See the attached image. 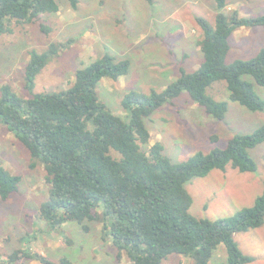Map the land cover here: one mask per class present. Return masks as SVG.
Here are the masks:
<instances>
[{
  "label": "trees",
  "instance_id": "1",
  "mask_svg": "<svg viewBox=\"0 0 264 264\" xmlns=\"http://www.w3.org/2000/svg\"><path fill=\"white\" fill-rule=\"evenodd\" d=\"M215 1L218 13L213 23L203 17L196 19L202 33L199 68L191 73L182 69L181 76L162 92L126 94L122 101L126 117L111 112L98 94L104 79L119 81L130 72L128 59L117 61L111 54L82 64L66 90L34 93L38 75L71 41L54 42L42 52L30 51L24 79L31 97L20 95L9 84L1 87L0 126L26 147L33 167L38 162L45 168L50 190L39 218L50 229L73 222L88 231L86 222H98L104 238L109 237L119 250L118 258L125 253L133 264H162L171 255L189 258L194 264H210L222 244L228 259L221 264L254 261L240 249L235 235L264 225V192L252 207L233 217L200 219L190 213L193 199L186 184L229 166L242 173L256 172L258 166L250 151L264 143V124L252 133L234 135L225 148L198 152L182 163L173 162L161 143L151 145L146 124L155 111L183 92L209 115L224 120L228 102L208 95L218 81H226L233 103L252 112L264 111V99L245 79L251 76L264 87V49L250 60L226 62L235 31L264 26V15L242 18L237 11L227 14V0ZM58 11L57 0H0V43L15 24ZM42 29L50 31L46 26ZM211 141L216 144L218 136ZM21 180L0 163V199L7 201L17 193ZM29 237L23 239L25 245L30 243ZM23 259L38 264H78L66 257L52 261L28 247L10 255L9 264Z\"/></svg>",
  "mask_w": 264,
  "mask_h": 264
},
{
  "label": "rangeland",
  "instance_id": "2",
  "mask_svg": "<svg viewBox=\"0 0 264 264\" xmlns=\"http://www.w3.org/2000/svg\"><path fill=\"white\" fill-rule=\"evenodd\" d=\"M75 1V5L73 3ZM59 11L43 14L39 19L15 24L13 32L1 38L0 89L9 84L20 95L31 97L25 88V67L30 51L48 49L54 42L70 45L55 57L36 78L34 93L66 90L75 80L82 64L113 55L117 61L128 59L131 68L119 81L104 79L98 94L111 112L126 117L122 101L136 91L162 92L181 76L199 68L203 53L199 45L201 30L196 19L215 20V0H57ZM226 13L238 12L242 18L264 15V0H227ZM50 29L45 32L42 27ZM231 49L226 62L250 60L264 49V26L241 28L230 38ZM264 99V87L251 76H245ZM217 101H226L229 110L224 120L209 115L187 92L155 111L146 119L152 135L151 145L161 143L164 153L175 163L189 160L198 152L210 153L225 148L236 134H249L264 124V111L252 112L229 99L226 81H218L208 89ZM217 135L218 142L211 138ZM147 150V147H144ZM258 169L242 173L229 166L225 171L213 170L203 178L186 184L192 196L190 213L200 219L219 220L235 216L252 207L264 192V143L250 151ZM36 162V161H35ZM0 163L22 178L17 193L9 200L0 199V264L25 248L39 252L52 261L66 257L78 264H133L113 241L104 238L98 222H86L85 231L77 223H65L50 229L39 218L42 203L49 198L45 168L34 161L26 147L5 126H0ZM30 236V243L23 239ZM240 249L254 258L250 264H264V225L235 235ZM222 244L210 264L227 262ZM16 264H38L20 260ZM162 264H194L185 257L171 255Z\"/></svg>",
  "mask_w": 264,
  "mask_h": 264
}]
</instances>
